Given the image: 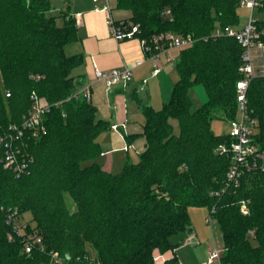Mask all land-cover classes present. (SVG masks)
Returning <instances> with one entry per match:
<instances>
[{
  "label": "trees",
  "instance_id": "trees-1",
  "mask_svg": "<svg viewBox=\"0 0 264 264\" xmlns=\"http://www.w3.org/2000/svg\"><path fill=\"white\" fill-rule=\"evenodd\" d=\"M239 2L116 0L139 25L136 37L147 43L162 32L190 34L196 41L176 58L178 79L161 109L136 98L145 116L143 130L125 137L127 143L143 137L145 148L137 162L128 158L114 173L97 160L103 153L98 137L111 123L77 96L85 83L72 72L85 56L64 50L78 39L69 3L59 11L64 19L59 25L50 14L52 0H0V133L21 119L33 92L52 104L46 133L27 140L34 157L28 173L16 177L0 163V264H52V251L68 264H86L88 246L102 264H156V252L170 251L164 264H181L179 244L171 237L192 230L189 208L201 206L219 224L223 264H264V171L247 173L238 187L215 194L226 187L231 156L217 150L228 134L215 133L212 120L237 117L242 49L236 38L213 32L218 23L225 28L239 22ZM258 15L264 40V2ZM194 86L206 96L196 109ZM248 104L264 148V75L251 80ZM172 118L179 121L180 136ZM66 195L75 203L73 211ZM241 200H250L247 215ZM9 206L33 213L44 251L26 255L21 239L8 241L3 208Z\"/></svg>",
  "mask_w": 264,
  "mask_h": 264
},
{
  "label": "built area",
  "instance_id": "built-area-1",
  "mask_svg": "<svg viewBox=\"0 0 264 264\" xmlns=\"http://www.w3.org/2000/svg\"><path fill=\"white\" fill-rule=\"evenodd\" d=\"M98 2L99 0H95ZM264 0H240L239 7L250 11L249 20L240 28L235 26L216 27L214 35H227L236 38L241 46V64L239 72L241 78L236 83L238 100L237 117L230 122L228 139L221 143L217 150L222 154L231 156V163L227 169L225 182L226 187L215 192L216 195L224 193L228 186L238 187L243 176L250 172L264 171V148L256 140L259 128V120L253 114L248 104V88L251 80L258 75H264V40L260 38L261 31L258 28V11ZM108 10V5L102 6ZM77 25L82 23V14L74 15ZM109 27L113 36L118 40L136 37L139 25L129 19L115 21L109 18ZM145 58L152 59L154 69L152 75H157L161 70V52L170 47L186 48L191 46L196 39L190 35H181L173 32H162L152 37L151 43L140 39ZM169 62L173 60L168 58ZM143 60H138L141 64ZM95 79L105 82L107 90L114 85L127 84L133 78L132 67L124 69L111 68L107 70L95 67ZM147 80H143L145 84ZM144 90V86L140 88ZM7 96L10 93H6ZM87 101H91L92 88L90 84L82 87L79 94ZM32 103L28 110L22 114L17 122H11L5 130L0 133V163L10 170L16 177H20L30 170L34 157L29 151L27 140L38 138L46 133L45 116L50 112L52 104L32 93ZM117 125H114L115 128ZM242 208L247 210L246 200H241ZM4 209L5 222L9 227L7 237L10 241L17 238L22 241V253L31 255L35 250L44 251L42 234L35 228L31 221L24 218L23 213L16 207ZM211 211H215L213 207ZM209 219H212L210 214ZM223 249L214 247L210 249L209 257L203 264H223ZM86 264H102L94 255L86 257ZM157 258V257H156ZM51 259L55 263L64 261L58 252H51Z\"/></svg>",
  "mask_w": 264,
  "mask_h": 264
},
{
  "label": "crops",
  "instance_id": "crops-1",
  "mask_svg": "<svg viewBox=\"0 0 264 264\" xmlns=\"http://www.w3.org/2000/svg\"><path fill=\"white\" fill-rule=\"evenodd\" d=\"M60 2V9L69 3V7L73 15L77 13L82 14V23L77 25L78 39L66 44L64 48L67 55L82 53L85 56L84 63L76 67L73 70L72 75L75 77L81 76L85 83L84 85H91V102L97 107L98 117L104 120L109 119L110 121H108L111 123V128L120 132V135L123 136L125 140L126 135L141 133L143 130V124L145 122V116L141 112L140 107L136 102V98H141L152 105L151 97H145V95L148 93L150 81L153 82L154 80L159 79L164 70H168L167 66L169 61L167 58H164V53L167 51V49L163 50L160 55L161 70L157 75H152L154 62L152 59L145 58L140 38L133 37L124 40H118L110 31L109 18H112L115 21L129 19L131 16L130 11L117 8L116 0H99L98 2L95 0H69L68 2L66 0H60ZM103 5H108L109 9L103 10ZM54 8L55 6L53 5V10ZM63 22L64 19L61 17V25ZM141 59L143 62L141 64H137V61ZM95 67L103 70L111 68L124 69L125 67H132L133 78L127 84H117L114 85L110 90H107L105 82L95 79ZM144 79L147 80L145 84H143ZM175 81H173V85ZM141 86H144L143 91L140 89ZM122 98L124 99L123 107L126 111V115L124 117H120L118 120H113L112 116L117 118L113 112V109L117 108L118 111H121L122 105L120 103ZM169 99L167 101H169ZM167 101H163V104ZM132 110L140 112L144 116V121L136 125L137 129H132L131 123L128 120V113H130ZM114 125L117 126L114 128ZM125 130H127L128 133H125ZM137 139H140L142 143L141 150L143 151L145 148V139L143 137H138L132 143H127L124 146L118 147L126 149L128 154L127 159L130 158L129 149ZM113 158L114 154H110L106 161L100 160L99 162L102 163L104 169L107 171L115 172L112 171ZM127 159H125V162ZM210 221L211 220H209V222ZM188 233L190 234V237H194L196 234L195 227L193 226L192 230ZM172 254L173 252L171 251L165 254L156 252V256L158 258L156 260V264L159 260L162 262V264H164V260ZM180 262L182 264L181 260Z\"/></svg>",
  "mask_w": 264,
  "mask_h": 264
},
{
  "label": "rangeland",
  "instance_id": "rangeland-1",
  "mask_svg": "<svg viewBox=\"0 0 264 264\" xmlns=\"http://www.w3.org/2000/svg\"><path fill=\"white\" fill-rule=\"evenodd\" d=\"M52 3L55 8L50 14L56 16L57 24L61 25V16L59 15L61 2L60 0H52ZM238 14L239 22L235 25L236 28L242 27L249 20L250 11L244 7H239ZM217 26L220 27V24L218 23ZM180 51L181 48H168L164 53V58H171L173 61L168 63V70H164L159 79H156L153 82L150 81L148 93L145 95V97H151L152 105L155 109L162 108L163 101H167L171 97L173 81L177 79L176 70L174 68V60L180 53ZM190 96L193 101V109L199 107L200 104L206 99L205 92L201 86H194L190 91ZM123 103L124 99L122 98L120 103L122 105L121 111H118L117 108L113 109V112L117 117L115 118V116H112L113 120H118L120 117H124L126 115ZM128 117L132 129H137L136 125L144 121V116L140 112L134 110L128 113ZM171 123L174 126L175 134L177 136H180L181 128L179 121L175 118H172ZM212 128L217 134H227L230 130V122L224 120L223 118L215 117L212 120ZM125 133H128V131L125 130ZM98 141L103 149V153L98 157V161H106L110 154H114L112 171H121L124 166L125 159H127L128 157V154L125 148H118L127 144L123 136L120 135V132L113 128H110L99 135ZM141 146L142 143L140 139H137L131 145L129 149V156L133 162L138 161L139 153L142 151ZM66 202L71 211H73L75 209V203L73 199L70 196L66 195ZM239 204L240 210L244 215L250 213V200H246L247 210L245 211L242 208L241 201L239 202ZM189 210L193 226L195 227V236L190 237V234L188 232H180L173 235L171 237V241L174 244H179L175 252L179 260L182 261V264H203L209 257L210 248L218 246L224 251L222 233L216 219L212 218L209 222L210 209L208 207H191ZM23 216L25 219L31 221L32 224L35 225L33 213L31 211H24ZM8 241L10 240L8 239ZM253 242L255 243L254 239ZM87 249L89 250L90 255H97L96 251L92 247L88 246ZM157 259L158 258H156V260ZM51 262L52 264H68L67 261H63L60 263H55L54 261ZM157 264H162V262L159 260Z\"/></svg>",
  "mask_w": 264,
  "mask_h": 264
}]
</instances>
